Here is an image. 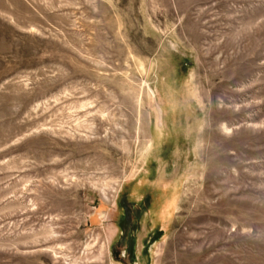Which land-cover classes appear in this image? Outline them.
I'll use <instances>...</instances> for the list:
<instances>
[{
	"label": "rangeland",
	"instance_id": "1",
	"mask_svg": "<svg viewBox=\"0 0 264 264\" xmlns=\"http://www.w3.org/2000/svg\"><path fill=\"white\" fill-rule=\"evenodd\" d=\"M0 264H264V0H0Z\"/></svg>",
	"mask_w": 264,
	"mask_h": 264
}]
</instances>
